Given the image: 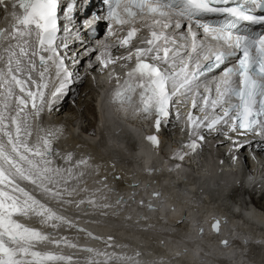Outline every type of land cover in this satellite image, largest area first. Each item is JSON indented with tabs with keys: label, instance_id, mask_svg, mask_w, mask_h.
Wrapping results in <instances>:
<instances>
[{
	"label": "snow or ice",
	"instance_id": "snow-or-ice-1",
	"mask_svg": "<svg viewBox=\"0 0 264 264\" xmlns=\"http://www.w3.org/2000/svg\"><path fill=\"white\" fill-rule=\"evenodd\" d=\"M103 3L107 6L106 16L97 17V19H108L120 26L133 25L127 31L126 37L120 41L122 47L128 46L143 28L150 29L148 47L137 48L134 53H129L127 57H124V59L131 60L134 55L136 64L127 72L123 83L118 85L113 103L131 105L133 96L139 90L140 111L146 114L155 112L156 126L159 129L160 118L168 116L169 104L173 97L186 99L193 87H198L197 81L200 76L212 72L214 68H219L221 64H226L231 58L236 57L234 65L223 70L221 83L224 85V90L220 91L219 87L217 88L219 97L212 99L210 96L201 95V112L209 107L215 109L219 105L224 108L223 115L209 119L207 114L203 118H198L189 113V124L194 129L203 124L211 131L216 125L223 123L233 132L240 129L245 130L241 133L242 135L253 133L264 136V33L256 34L242 26L245 23L264 24V15L253 14L257 9H264V0H103ZM230 3L235 6L229 7ZM0 8H3L5 12L11 9L10 14L15 19L11 33L0 31V42L9 41L8 47L4 49L9 53L6 70L0 68V89H4L0 92V97L5 101L0 107V264H62V262L70 264L72 257L52 251L37 250V245L44 241H50L57 247L62 243L67 244L66 238L54 240L51 233H43L16 219V217L30 219L35 216L40 218L41 225L58 228L61 223H67L70 227L73 226L63 216L57 215L41 203L20 183L21 181L29 182L57 200L64 199L65 195H72V192L67 189L63 192L59 190L61 179H63L61 169L50 167L52 161L47 159L53 154L51 138L56 133L49 131L40 138V143L30 144L28 138L31 136V131L27 124L28 116L25 113L29 100H31V107L35 110L37 117L43 111L45 103L51 111V104L63 95L72 76L65 69L64 61L56 45L60 0H0ZM17 8L22 12L18 14ZM70 10L69 7L68 11ZM210 15L223 16L225 19L215 25L202 22L201 18ZM149 17L152 18V24H159L162 29H186L184 32H178V35L181 40L191 38V51L194 53L197 51V35L193 31V25L202 28L206 33H211L213 39L221 42L230 51L212 52L209 50L210 55L205 54L203 57L209 63L201 65L197 61L195 71L191 73L188 71L191 66L190 57L182 68L178 71L173 70L175 60L177 58L182 60L183 55L187 53L182 54L180 48L176 46L175 35L170 37L167 32L152 30V25L145 23ZM137 21L141 22L140 27L135 26ZM33 34L38 37L39 52L50 53L48 56L39 55L40 66L43 69L40 72L42 82L36 85L35 91L27 86L31 80L30 71L27 79L21 78L26 70L11 44V40H16L15 47L19 48L20 55L27 56L25 46L29 40L25 37H31ZM161 41L163 47L160 46ZM64 47H67V44ZM161 51L163 55L160 54ZM37 54L36 51L32 52V56ZM149 57L151 62L146 59ZM0 60H3L2 56ZM155 61H160V64ZM49 62L55 65L56 77L60 83L51 93L52 100L46 102L43 90L48 87V84L43 81L45 74L48 73ZM100 62L107 67L114 61L109 57L101 59ZM161 65H168V68ZM29 66L31 70L35 69V63L30 58ZM169 84H171L170 88ZM14 88H18L22 95L15 97L17 110L15 115H12L8 112L9 104L6 101L14 96ZM229 97H234L238 102L229 103L227 99ZM37 99L41 102L40 107H37ZM183 102L181 99L176 100V103ZM197 106V101L193 98L192 108L195 109ZM148 139L152 144L159 145L156 136H150ZM204 139L203 135L199 136V140ZM188 147L195 151L198 145L196 141H193ZM184 155L186 154H178L177 158L183 160ZM71 159L72 154L69 153L67 160ZM88 159L90 158L79 160L76 166L87 165ZM67 173L69 177H72V169H68ZM63 182L67 184L68 181L64 179ZM154 195L158 196L159 193H154ZM89 203L94 204L95 202L90 200ZM103 207L107 208L110 205H103ZM214 227L219 230V222ZM78 230L85 231L84 229ZM87 235L94 239H102L94 237L92 233H87ZM113 239L111 236L108 237V242ZM224 243L227 244L226 241ZM69 246L76 247L75 244ZM108 246L111 247L112 244L108 243ZM83 250L90 253L95 252L92 248ZM95 254L105 255L107 257L105 264L113 259V256L107 253ZM139 256L140 253L136 252L135 257ZM114 258L118 261H126L128 264H139L138 259L124 254L115 255Z\"/></svg>",
	"mask_w": 264,
	"mask_h": 264
},
{
	"label": "bare ground",
	"instance_id": "bare-ground-1",
	"mask_svg": "<svg viewBox=\"0 0 264 264\" xmlns=\"http://www.w3.org/2000/svg\"><path fill=\"white\" fill-rule=\"evenodd\" d=\"M3 20L6 21V18ZM14 51L18 53V58H22L20 51ZM8 56L9 54L1 60L5 63V70ZM28 56L23 57L26 60ZM22 66L25 68L23 63ZM75 66L79 72V64L76 63ZM25 70L27 73L28 69ZM98 70L99 67L94 66L90 71L96 73ZM25 73L23 76H26ZM87 76L88 74L69 85L72 89L67 98L75 97V108L67 104L68 99L62 100L61 96L56 104H51V111L48 104H44L39 115L41 129H33V124L29 128L30 144L40 143V138L49 131L56 133L51 138L55 150L47 159L52 161L50 167L61 169L63 179L59 190L63 192L67 189L72 192L71 196L65 195L64 199L57 200L35 185L23 181L41 203L73 225L70 227L67 223H61L58 228H53L41 225L39 217H16L29 227L51 233L54 240L63 237L68 241L59 247L50 241H44L37 245V250L72 257L70 264H105L107 257L95 253L113 256L108 264H128L114 258L120 254L138 259L139 264H264V204L259 205L264 200V193L260 195V199L252 202L255 212L239 204L240 195L224 193L232 182L216 165L223 161L222 154L217 155L218 160H214L208 149L195 153L199 168L189 166L190 174L181 166L174 165L180 154L175 143L179 125L172 117L162 125L159 132V137L162 138L159 147L166 151V159L170 162L161 160V157L151 161L155 150L141 145V132L131 123L141 114L134 113L135 116L132 117V112L129 113L127 109H109L103 103L96 110V106L89 100L90 97L94 98L92 80L88 76L89 81L83 83ZM100 79L109 81L104 87L114 89L113 83H110L105 74ZM30 83L28 82L29 88ZM15 97H9L6 101L9 104L8 112L12 115L17 110ZM81 97L85 98L84 103H81ZM44 98L46 101V93ZM95 100L96 98L92 101ZM0 101L2 107L5 101L2 97ZM40 106L41 102L37 99V107ZM73 108H82L80 121H77L80 110L75 112ZM119 108L121 112L118 111ZM27 111L28 120L35 116L32 108ZM97 113L102 130L97 129L95 132ZM189 113V110L182 112L185 126L189 124ZM87 114L93 115L94 121ZM141 119L143 125L148 127L146 116H141ZM81 122L88 123L81 125ZM129 143L139 145L133 148ZM255 143V152H264V142ZM225 146L223 142L217 145L219 148ZM69 153L72 154L70 161L67 160ZM86 158H90L87 165L76 166L79 160ZM166 162L169 166L165 165ZM252 163L249 161L247 165ZM68 169H72V177L68 176ZM64 179H67V184L63 182ZM236 183L233 182V185L237 187ZM263 187L264 181L261 182V188ZM90 200L95 203L90 204ZM103 205L110 207L105 208ZM219 213L220 230L214 232L213 227L209 226L210 218ZM87 233L102 239H94ZM110 236L114 239L108 242ZM225 241L228 243L226 246L222 245ZM106 242L112 246L109 247ZM71 244L76 247L69 246ZM80 245L92 248L95 252L84 251ZM124 245L127 247H123ZM136 252L140 253L139 257H135Z\"/></svg>",
	"mask_w": 264,
	"mask_h": 264
},
{
	"label": "rangeland",
	"instance_id": "rangeland-1",
	"mask_svg": "<svg viewBox=\"0 0 264 264\" xmlns=\"http://www.w3.org/2000/svg\"><path fill=\"white\" fill-rule=\"evenodd\" d=\"M87 81H89V80H88V76L85 77V78L83 79V83H84V82H87ZM81 84H82V82H81ZM92 88H93V87H92ZM92 94H93L94 98H96V95H97L98 93H97V91H96L95 89H92ZM81 98H82V97H81ZM90 98H91V97H90ZM90 98H89V100H90V101L93 103V105H94V101H92L94 98H93V99H90ZM67 99H68V98H67ZM74 99H75V97L68 99L67 104H68V105L70 104V105H72V106L75 108V106H74V102H73ZM87 100H88V99H87ZM84 101H85V98L83 97V98L81 99V103H84ZM78 102H80V101H78ZM81 107H82V106H81ZM74 108H73V110H74L75 112H77V111L80 110V111H79V115H78V117H77V119H78L77 121H80V114L83 112V111H82V108H83V107H82L81 109H79V110H78V108H77V109H74ZM87 115L89 116V119H91V120L94 118L93 115H89V114H87ZM63 116L66 117V115H63ZM74 117H75V116H74ZM89 121H90V120H89ZM92 121H93V120H92ZM81 123H82V122H81ZM87 123H88V122H87ZM87 123H84V122H83L81 125H83V124L86 125ZM170 131H171V130H170ZM78 133H79V132H78ZM78 133H76L75 136H77ZM154 163H155V162H154ZM158 163L160 164V162H158ZM259 199H260V198H259ZM261 204H264V200H263L261 203H259V205H261ZM262 206H263V205H262ZM197 233H198V232H197Z\"/></svg>",
	"mask_w": 264,
	"mask_h": 264
},
{
	"label": "water",
	"instance_id": "water-1",
	"mask_svg": "<svg viewBox=\"0 0 264 264\" xmlns=\"http://www.w3.org/2000/svg\"><path fill=\"white\" fill-rule=\"evenodd\" d=\"M215 224H216V223H215ZM215 224H214V225H215ZM213 228H214V230H217L214 226H213Z\"/></svg>",
	"mask_w": 264,
	"mask_h": 264
}]
</instances>
